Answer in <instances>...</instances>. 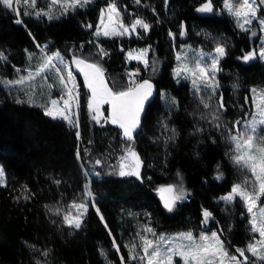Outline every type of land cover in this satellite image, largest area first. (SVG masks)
<instances>
[{
	"label": "trees",
	"instance_id": "obj_1",
	"mask_svg": "<svg viewBox=\"0 0 264 264\" xmlns=\"http://www.w3.org/2000/svg\"><path fill=\"white\" fill-rule=\"evenodd\" d=\"M110 2L95 0L87 9L54 20L25 15L23 9L17 16L0 5V51L7 57L0 60V76L39 64L41 46L48 45L68 56L101 62L113 91H122L138 66L126 51L147 46L148 65L140 80H153L157 86L128 140L118 126L92 118L85 87L79 124L72 126L45 115L37 105L17 103L0 84V164L6 178L0 185V264H122L121 257L124 264H144L138 234L153 235L146 227L155 234H199L205 209L212 214L210 229L217 230L230 250L257 239L244 202L219 199L247 175L232 159L236 152L231 137L237 121L251 113V88L264 86V61L241 58L257 49V38L237 27L223 8L224 0H211L213 11L207 15L197 12L207 0H115L127 21L139 16L150 30L95 38L100 8ZM184 42L226 48L219 88L199 94L187 82L176 83L172 69ZM163 89L172 91L177 106L163 104ZM129 147L142 157V179L119 175ZM168 184L189 192L174 211L159 197L158 189ZM86 186L92 193L90 206L76 229L63 216L72 202L85 196ZM133 244L135 251L130 252Z\"/></svg>",
	"mask_w": 264,
	"mask_h": 264
},
{
	"label": "snow or ice",
	"instance_id": "obj_2",
	"mask_svg": "<svg viewBox=\"0 0 264 264\" xmlns=\"http://www.w3.org/2000/svg\"><path fill=\"white\" fill-rule=\"evenodd\" d=\"M23 2L25 5H30L32 7L36 6L37 0H0V5H3L7 9L14 11L17 16L20 15V9L15 7V5ZM59 0H51L52 4L58 3ZM88 0H67L65 11L69 7H75L81 5L82 3H87ZM137 3L140 0H136ZM167 2V0H166ZM260 4H264V0H259ZM257 0H238L237 4L234 5L229 3V0H225V7L230 13L237 17V20L243 19V23H238L241 29H246L247 24L252 23V18L256 16ZM43 10L37 11L36 15L39 17ZM199 12H212L213 7L211 0H207L200 8L197 9ZM28 13H25L27 15ZM105 10H101V20L100 26L97 27L96 35H100L101 31L104 36L109 35H124L134 32L137 27L143 28L145 31L150 29V25L146 23L142 18H136L130 26H125L122 22L118 21L119 11L117 9L115 0H111L107 8V20H104ZM52 19V16H48ZM114 18H117V22L114 24ZM16 23H22L21 19H17ZM260 24L264 26V20L260 21ZM112 25L111 28L109 26ZM91 27V25H89ZM170 35H172L170 33ZM184 35V32H181ZM40 47V45H37ZM102 51V50H101ZM216 55L213 56L210 66H203L200 61L195 62V68L190 69L186 65L178 68L176 70V75L179 76L182 73H191L193 77H198L200 80H209L211 75L217 69L218 61L220 57L225 55V48L222 45H218L215 48ZM147 49L141 50V54L133 57L132 53L129 52V57L134 59H141L147 64V60L144 59V54ZM257 53L249 51L245 53L241 58L247 62L254 59ZM259 57L264 58V47H261L259 51ZM31 58V57H30ZM7 57L0 51V60H6ZM177 59H180L178 56ZM54 60L59 61L68 68L67 77L63 75V70L53 63ZM70 63H74L79 69L80 73L83 74L86 87L91 90V96L89 99L88 107L95 113L93 119L99 122L100 105L108 103L111 105L110 120L112 124L118 125L123 130V135L128 140L133 139L134 131L140 125V115L143 111L144 104L148 98L152 95L153 85L148 81L136 82L134 79H130L129 86L122 91H113L104 80L103 69L96 63H90L86 59L80 58L78 56H73ZM70 63L66 62L61 56L60 52H55L52 55H47L42 58V62L35 69V73L29 71L27 77L21 76L17 80H5L0 81L5 85H21L26 79L31 80L34 75H39L46 69H52L57 73L59 77V82L62 84L66 90L67 99L63 100V107L59 106L58 100H51L50 105L45 107V115L53 118H63L71 123L70 116L67 114L71 110V102L73 100L77 101L79 93L78 91L73 94V88L76 87L74 84V76L70 69ZM211 70V71H210ZM19 72L20 69H17ZM137 73H130L129 76L134 77ZM72 83L73 87H68V84ZM194 85L196 80H193ZM211 86V85H209ZM22 101L17 100V103ZM205 107H208L205 104ZM220 107L223 108L224 104L221 101ZM259 119L253 117L250 122H246L244 127L246 129L243 133H238L233 135L231 140L235 144L236 155L232 157L235 164L242 166L255 178V187L253 191H248L246 188L242 187L241 184H236L232 187L231 192L224 197L222 200L231 202L236 197H239L245 204L247 212L251 214L250 227L253 233H259V240H255L253 243H249L246 248H237L235 252L239 254L230 255L225 249V243L220 238V234L217 232H212L211 235L201 233L198 241L197 238L193 236L192 232L179 233L175 237H165L160 235L156 241L148 239L146 236L139 235L141 242V247L143 250V255L139 256L140 260L146 261V264H174V257H180L183 264H250L249 257L245 255V252H249L253 257L260 261H264V207L257 209V201L261 197H264V136L260 135L261 131H264V107H260ZM218 119V117H214ZM78 123V121H77ZM240 121H237V127L240 125ZM250 133V134H249ZM122 163L120 165L119 175H135L139 178V168L141 166V161L138 154L129 147L127 149V154L122 157ZM124 160H131V163L126 164ZM97 164L100 163L99 160L96 161ZM127 169V171L125 170ZM221 174L217 175V179L220 178ZM4 176V171L0 168V179ZM161 193V198L164 202V207L169 211H172L176 201L186 198L183 188L177 191L176 187L173 185L162 186L158 189ZM91 191L87 188L85 189V196H91ZM70 208L77 210V215L73 216L71 211L63 216L64 222L76 229H79L82 224L83 214L87 211V204L85 203H73ZM257 211L259 215H257ZM99 212V209H97ZM204 222L211 217V213L205 209L203 210ZM101 220L103 217L101 216ZM106 226V225H105ZM146 232H153L154 230L150 227L144 229ZM180 241V242H177ZM187 241V243H184ZM113 246L117 247L115 240H113ZM136 245L131 246L130 252H134ZM46 254V253H45ZM240 257L243 259L241 260ZM130 259L135 260L137 256L130 255ZM122 264H124V258L121 257Z\"/></svg>",
	"mask_w": 264,
	"mask_h": 264
},
{
	"label": "rangeland",
	"instance_id": "obj_3",
	"mask_svg": "<svg viewBox=\"0 0 264 264\" xmlns=\"http://www.w3.org/2000/svg\"><path fill=\"white\" fill-rule=\"evenodd\" d=\"M94 2H95V0H88L87 3H82L81 5H77L75 7H69L67 9V11H65L67 0H59V2L56 3V4H52L51 0H37L35 7H32L30 5H25L23 2H21L20 4L15 5V7H18L20 10L23 9L26 13H29V14L33 13L36 17H38L36 15V12L43 10L41 15H44L47 18H48L49 15H51L52 19H49V18L48 19L49 20H54V19H58V18H61L62 16L67 15L70 11H75V10H77L79 8L87 9ZM237 2H238V0H229V3H232L234 5H236ZM108 5L109 4L103 5L100 8L98 21H97L96 27L94 29V37L95 38H107V37H115V36L131 37L134 34L138 35L139 29H140L139 26L137 27V29L134 32H131L130 34L104 36L102 34V31H101L100 35H96L95 33L97 32V27L98 26H100L101 28L103 27V26L100 25L101 10L102 9L105 10V14H104L105 23L106 24L108 23V20H107V8H108ZM116 6H117V9L119 11L118 21L122 22L125 26H130L136 18H141V17L137 16V17H134L133 19H131V21H127L126 20V14L123 11H121V9L119 8L117 3H116ZM254 6L257 7L256 16L254 18H252V23L251 24H247L245 26L246 29H247V30H245V29H241L238 26V23H243V19H240L238 21L237 17L235 15H233L232 13H230L228 11V9L225 7V0H224V3H223L224 10L228 14H230L231 16L234 17V20H235V23H236L237 27L240 30H243V31H250L251 36L253 38H257V43H256L257 49L255 48L254 51L257 53L256 57H258L262 61H264V58L259 57V51H260L261 47H264V26H262L260 24V21L264 20V11H263L264 10V4H260L259 0H257V4L254 5ZM20 14H21V11H20ZM116 22H117V18H114V24ZM111 27H112V25L109 26V28H111ZM149 30H147V32ZM217 46L218 45H216L213 48H206V47L201 46V45L192 44L191 42L182 43L180 48L177 50L176 63L174 65L173 69H172V76L175 79L176 83L177 84H181L182 82H187L189 84V87L192 90V92L199 93V94H201L203 90H206V89H209V88H219L220 87V81H221V74H222V65H221V63H222V60L226 56V48L223 45L222 46L225 48V55L223 57L219 58L218 65H217V69L218 70H216L214 72V74L211 75V78L209 80H200L198 77H193L191 75V73H182L179 76H177L175 74L176 70L178 68H181V67H183L185 65L188 68H190V69H194L196 61H200L203 66H210L213 56L216 55L214 50H215V48ZM41 48L43 50L42 58L47 56V55H52L53 53L58 51V52H60V54L64 58V60L66 62L70 63L71 60H72V57L74 56V55H71V56L65 55L58 48L50 49L48 47V45H46V46L43 45V46H41ZM143 49H147V52L144 54V59L147 60V64H145L144 61L141 60V59L130 58L129 55H128L129 52H131L133 57L138 56V55L141 54V50H143ZM75 56H77V55H75ZM126 56H127V58L130 61H134L138 65L133 71L130 72V73H137V75H135L134 77H131V78L129 76V80L130 79H134L136 82H140L141 81L140 79L143 76L142 75V71L145 68H147V65H148L149 47L146 46V47H139V48L129 49V50L126 51ZM178 56L180 57V59H177ZM78 57H80V55ZM41 62H42V60H41ZM92 62L98 64L103 69V65L101 64V62H99V61H92ZM53 63L56 64V66L60 67L63 70V75L65 77H67V72H68L69 69L65 68V65L63 63H60L57 60H54ZM39 64L34 65V66L29 65V66H27L25 68L24 71L23 70H20L19 72L17 71V73L14 76H0V81L17 80L21 76L27 77L28 74H29V71L35 73V69L39 66ZM70 69H71L72 74H73V76L75 78L74 84L76 85V87L73 88V94H75L77 91L79 93V98H78V105L79 106L77 107V101L76 100H73L71 102V110H70L69 113H67L70 116V119L72 121L71 123H69L68 120H64L63 118H60V117H57V118L51 117V118L60 119V120L65 121L69 125L77 126L79 124V116H80L79 113H80L81 96H82V90H83L82 87L84 86L85 87V91L88 93V103H89V99H90V96H91V91L84 84H82L79 81V78H78V76L76 75V73H75V71L73 69L72 63H70ZM103 71H104V69H103ZM194 79L196 80V84L195 85L193 83ZM0 84L9 93H11L14 96H16V98L19 101L37 105V106L41 107L44 111H45V107L50 105L51 100H53V99L58 100L59 101V106L63 107V100H61V96H63L64 99H67L66 90H65L64 86L62 84H60L59 77H58L57 73H55V71L52 70V69H46L44 72L40 73L39 75H34V78L31 79V80L26 79L24 81V83L21 84V85H5L3 83H0ZM209 85H211V86H209ZM68 87H73V84L69 83ZM251 95H252V103H253V108L251 110V113H249L244 119L239 120L241 123H240V125L238 127H237V123H236V128H235L236 132H233L232 136L233 135H237L238 133L245 132L246 129L244 127V124L246 122H250L253 119V117H255L256 119L260 118L259 117L260 107H264V86H253L251 88ZM161 97H162V102H163L164 105L169 106V107L177 106L178 101H177L176 96L172 93V91L167 90V89H163L161 91ZM89 111H90V114H91V116L93 118L95 113H93L90 109H89ZM100 113H102V115L99 116V122H105V123L109 122V123H111L110 112H109V104L108 103L100 105ZM77 121H78V123H77ZM113 125L118 126L116 124H113ZM122 133H123V130H122ZM260 135L264 136V131H261ZM0 168L3 169L1 164H0ZM3 171H4V169H3ZM246 171H247V175L244 176L242 181H238V182L234 183L233 186L236 185V184H241L242 187L246 188L248 191L251 192V191H253V189L255 187V178L252 176L250 171H248L247 169H246ZM5 183H6V178H5V173H4L3 178L0 179V185H4ZM173 186L176 187L177 191H179L180 188H183L184 193L186 194V197L189 195V192L186 190V188L184 186L176 185V184H173ZM230 192H231V190L228 191L225 194H222L219 197V199H221V197L227 196ZM88 198H89V196L79 197L78 199H76L74 202L71 203V205L73 203H77V204L85 203V204H87V211L83 214L82 222H83V219H84L85 215L87 214V212L89 210L90 204H89ZM236 198H239V197H236ZM184 199L176 201L172 211L177 209L179 204ZM261 207H264V197H261L260 200L257 201V209H259ZM70 211H71L73 216L77 215V210L76 209L70 208ZM257 215H259L258 211H257ZM249 216H250V219H251V214H249ZM203 228L204 229L201 230L199 234H195L191 230H178V231H174V232H164L162 234H155V235L153 234V235H151V236H149L147 238L156 241L160 235H164L165 237H175L179 233L192 232L193 236L196 237L197 241H198V238H199L201 233H204V234H207V235L210 236L212 232H217V230H215V229H210V218L207 220V222H205V225H204ZM256 235H257V239L256 240H259L260 239L259 233H256ZM220 238H221V240H223L221 236H220ZM177 242H180V241H177ZM253 242L254 241L248 242L247 244H245L244 246H242L240 248H246V246L249 243H253ZM184 243H187V241H184ZM225 249L227 250V252L230 255L234 254V255L239 256L238 253H236L233 250H230L226 246V244H225ZM245 254L249 257L250 264H258L259 262H262V261L258 260L257 258L253 257L252 254L249 253V252H245ZM240 259L242 260L243 258L240 257ZM144 264H146V261L144 262ZM174 264H183V261L180 259V257H174ZM226 264H227V262H226Z\"/></svg>",
	"mask_w": 264,
	"mask_h": 264
},
{
	"label": "water",
	"instance_id": "obj_4",
	"mask_svg": "<svg viewBox=\"0 0 264 264\" xmlns=\"http://www.w3.org/2000/svg\"><path fill=\"white\" fill-rule=\"evenodd\" d=\"M201 7V6H200ZM200 7H198V8H200ZM212 7H213V5H212ZM197 8V9H198ZM199 14H204V15H207V14H210L211 12H208V13H204V12H199V11H197ZM80 58H83V57H80ZM83 59H85V58H83ZM87 60V59H86ZM88 62H90V63H94V62H92V61H90V60H87ZM248 62V61H247ZM72 65H73V68H74V70H75V72L83 79V81H84V77H83V74L82 73H80V71H79V69L75 66V64L74 63H72ZM103 73H104V80H105V83L108 85V87L109 88H111V86H110V83H109V80H108V78H107V76H106V74H105V72L103 71ZM144 80H148L152 85H153V90H152V95L148 98V100L145 102V104H144V108H143V111H142V113H141V115H140V121H141V118H142V115H143V112H144V110H145V108H146V106H147V104L149 103V101L154 97V95H155V93H156V89H157V86H156V83L153 81V80H150V79H144ZM144 80H142V81H140V82H143ZM84 83H85V81H84ZM112 89V88H111ZM113 90V89H112ZM110 112H111V105H110ZM135 132V131H134ZM138 154V156H139V159H140V161H141V166H140V168H139V173H140V176H139V179H142V169H143V165H144V162H143V160H142V157H141V155H140V153H137ZM124 163H126V161H123ZM127 164V163H126ZM137 177V176H136ZM168 185H172V184H168ZM164 186H167V185H164ZM159 197H160V200H161V202H162V204H163V206H164V202H163V200H162V198H161V193L159 192ZM168 210V209H167ZM246 255V254H245Z\"/></svg>",
	"mask_w": 264,
	"mask_h": 264
},
{
	"label": "flooded vegetation",
	"instance_id": "obj_5",
	"mask_svg": "<svg viewBox=\"0 0 264 264\" xmlns=\"http://www.w3.org/2000/svg\"><path fill=\"white\" fill-rule=\"evenodd\" d=\"M73 66V65H72ZM74 69V68H73ZM75 71V70H74ZM76 73V72H75ZM76 75L78 76V78H79V81L82 83V84H84L85 86H86V84L84 83V81H83V79L76 73ZM84 88V86L82 87V89ZM90 90V89H89ZM91 91V90H90ZM109 112H110V104H109ZM136 153H139L138 151H135ZM124 161H126V163L127 164H129V163H131V160H124ZM121 163H122V161H121ZM121 165V164H120ZM119 165V166H120ZM126 171H127V169H125ZM133 176H135V175H133Z\"/></svg>",
	"mask_w": 264,
	"mask_h": 264
}]
</instances>
